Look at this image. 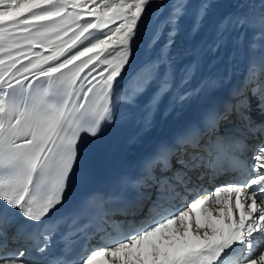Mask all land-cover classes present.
<instances>
[{"label": "snow or ice", "instance_id": "1", "mask_svg": "<svg viewBox=\"0 0 264 264\" xmlns=\"http://www.w3.org/2000/svg\"><path fill=\"white\" fill-rule=\"evenodd\" d=\"M210 7L201 0L193 35ZM186 11L187 0H0V264H264V0H235L177 78ZM137 45L148 58L118 92ZM225 52L243 66L235 84L213 70ZM153 84L145 128L165 97L207 104L132 171L87 187L78 170L95 139ZM78 174L83 194L57 215Z\"/></svg>", "mask_w": 264, "mask_h": 264}, {"label": "bare ground", "instance_id": "2", "mask_svg": "<svg viewBox=\"0 0 264 264\" xmlns=\"http://www.w3.org/2000/svg\"><path fill=\"white\" fill-rule=\"evenodd\" d=\"M211 7L208 15L204 18L199 33L192 34V26L194 20V14L196 9L200 6L201 0H187V11L180 19L178 23V31L175 37V43L172 45L171 59L176 69L177 78L182 75L181 69L189 61V54L193 49H199L205 42L210 41L214 35L215 25L218 20L231 12L235 8V0H208ZM250 4L259 5L260 0H248ZM247 10V9H246ZM258 10V7L256 9ZM154 12L159 16V20L163 21L168 14L167 9H155ZM161 26H163L161 24ZM167 38V29H165V35L161 39L160 44H163ZM159 45L157 46V48ZM157 55L154 50L151 56ZM148 58V53L144 51L142 47L137 45L136 58L132 62L131 66L127 68L124 79L120 82L117 91L120 92L127 86L128 81L131 79V75L135 68L143 60ZM214 71L224 72L228 69L232 71V84L237 83L243 78V71L241 65L232 67L228 64L227 52L224 53V57L219 62H214ZM103 67V66H101ZM209 70L208 64L205 63L201 69V73L197 76V79L191 82L190 87L197 85L200 76L206 74ZM99 71V69H98ZM99 79V76H97ZM231 84H226L222 89L218 91L214 99L221 100L227 96L228 88ZM155 90V84L151 86L147 93L140 98L138 105L135 108H127L121 106L117 109L116 119L111 124L105 127L103 134L100 136V142L108 145H113L110 149L108 156L111 168L116 171L115 176L125 173L145 155L152 152L158 143L163 140H170L174 137L189 121L193 112L196 113L207 104V99L204 96L192 97L188 102L183 105H173L172 97H165L160 107L154 110L151 115V126L145 128L141 116L144 111V105L152 92ZM98 139H95V147L98 143ZM93 151V152H94ZM93 154V153H92ZM86 171L88 180L94 179L95 176L92 172L82 169L78 173ZM229 177H222L215 182H206L205 187L209 191H214L215 186L222 185L228 181ZM110 180V177L103 178V181ZM98 184L101 180H97ZM80 175L74 178L72 188L77 191V186L82 185ZM236 218L239 216L237 214Z\"/></svg>", "mask_w": 264, "mask_h": 264}]
</instances>
